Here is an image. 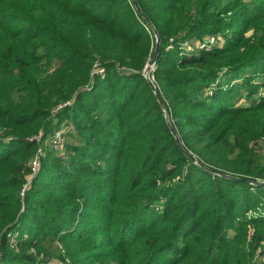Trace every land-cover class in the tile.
<instances>
[{"label": "trees", "instance_id": "16d2710c", "mask_svg": "<svg viewBox=\"0 0 264 264\" xmlns=\"http://www.w3.org/2000/svg\"><path fill=\"white\" fill-rule=\"evenodd\" d=\"M262 143L264 0H0V264H71L43 229L87 264H264V187L209 170L264 180Z\"/></svg>", "mask_w": 264, "mask_h": 264}, {"label": "rangeland", "instance_id": "374dc122", "mask_svg": "<svg viewBox=\"0 0 264 264\" xmlns=\"http://www.w3.org/2000/svg\"><path fill=\"white\" fill-rule=\"evenodd\" d=\"M245 1H247V0H245ZM251 6H254V7L247 9L245 11L246 14H248L250 12V9H256L255 5H251ZM226 14L227 13L222 14L221 17H225ZM216 36L218 37V39H216ZM216 36L213 34L207 35L203 38L191 36V37L179 42L178 47L183 49L184 51H186L187 54H191L195 51L199 52V51H201V48H209V47L212 48L216 44H220L223 42V38L220 34H218ZM172 44L169 45V46H171V48L174 47V45H172ZM54 64H55V62H54ZM148 64H149V62L146 64V66ZM145 67L143 69V76L146 78L145 73H144ZM153 71H154V66H153V68H151L149 76H150L151 81L153 82V84L156 86V88L158 90L157 84H156L155 79L152 75ZM98 72L100 74H103L104 69L98 68ZM159 94H160V92H159ZM71 103H72V101L70 100L69 102H67V105L71 104ZM76 121H77V118H73V117H69V116L62 117L61 122H60V127H59L62 129V131H60L58 133L56 131L55 133H53L50 137V138H52V141L50 143H48L47 145L49 147H52V149H56L57 146L60 147L62 145V141L64 140V136L62 134H64L68 130H73L72 126L74 125V123ZM75 135H76V133L73 135H70V136L67 135V136H65V138H69L70 140L71 139L75 140V137H74ZM258 149L262 150V152H264V143H262V147H259ZM62 155H65V154H62ZM37 169H38V165H36V169H35L34 173L37 171ZM33 224H36V223H33ZM231 232L232 231H229V234H231ZM18 234H19V230L16 229L14 231L9 232L7 236L9 237L10 240L11 239L13 240L18 236ZM60 235H61L60 230H58V231L56 230L54 235H52V233H49V232H47L46 229H43V232L40 235L39 240H38L39 241L38 246H39L40 250H42L43 252L46 253V257H49L51 254L52 255L53 254H55V255L60 254V256H62L66 261H69L70 263L72 262L71 264H87L89 259L86 255V252L88 250H90L89 249L90 246H88V247L84 246L83 241L72 242L71 239H68L65 236L60 237ZM60 238H62V239H60ZM64 241H69V242L66 243ZM64 243H66V244H64ZM68 253L70 254V256H66ZM256 260H258V258H256ZM49 262H52V264H64L63 260H52ZM15 264H20V263L17 262Z\"/></svg>", "mask_w": 264, "mask_h": 264}, {"label": "water", "instance_id": "95a60500", "mask_svg": "<svg viewBox=\"0 0 264 264\" xmlns=\"http://www.w3.org/2000/svg\"><path fill=\"white\" fill-rule=\"evenodd\" d=\"M134 5H135V8L137 9V11L140 13V15L144 18V20L153 28V32H154V35H155V42H156V44H155L154 52H153V54H152V56L150 58L149 64L145 67L144 73H145L146 78L148 79V82H149V84H150V86H151V88L153 90V93H154L156 99L158 100V102L160 103V105L162 107H164L163 99H162L161 95L159 94V91L157 90L156 86L151 81L150 76H149L150 71H151V68H153V66H154V63L156 61V57H157V54H158V51H159L160 38H159V35H158L156 29H154L151 21L149 20V18L147 17V15L141 10V8L139 7V5H138V3L136 1H134ZM165 117H166V119L168 121V125L170 127L171 132L176 136L175 130H174L173 126L171 125L170 121L168 120V113H167V111H165ZM176 142H177V145L180 147V149L182 151H184V153L188 157H190L191 159H193L195 162L199 163L198 159L194 155L188 153L185 150V148L183 147L182 143L180 142L178 136H176ZM203 167H205V166H203ZM205 168L209 169L208 167H205ZM209 170H211V171H213L215 173L217 172V173H219V175L224 176L226 178H230V179L237 180V181H243V182H247V183H250V184H253V185H256V186H262V187H264V180L253 179V178H248V177L233 176V175L226 174V173H220V172H218V171H216L214 169H209Z\"/></svg>", "mask_w": 264, "mask_h": 264}, {"label": "built area", "instance_id": "2783aa9c", "mask_svg": "<svg viewBox=\"0 0 264 264\" xmlns=\"http://www.w3.org/2000/svg\"><path fill=\"white\" fill-rule=\"evenodd\" d=\"M33 138L36 139V140H38V139L40 138V135H39V134H36V135L33 136ZM36 165H38V162H37L36 160H34V161L32 162V168H33V171H35V169H36ZM23 191H24V188H23L22 192H23Z\"/></svg>", "mask_w": 264, "mask_h": 264}]
</instances>
